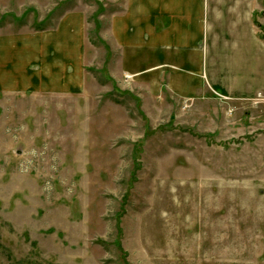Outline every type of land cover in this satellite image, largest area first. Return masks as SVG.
<instances>
[{
  "label": "rangeland",
  "instance_id": "1",
  "mask_svg": "<svg viewBox=\"0 0 264 264\" xmlns=\"http://www.w3.org/2000/svg\"><path fill=\"white\" fill-rule=\"evenodd\" d=\"M124 2L0 0V34L85 24L81 91L0 92V264H264V86H136L109 36Z\"/></svg>",
  "mask_w": 264,
  "mask_h": 264
},
{
  "label": "crops",
  "instance_id": "2",
  "mask_svg": "<svg viewBox=\"0 0 264 264\" xmlns=\"http://www.w3.org/2000/svg\"><path fill=\"white\" fill-rule=\"evenodd\" d=\"M122 10L108 22L119 74L148 93L243 99L264 86L262 0H125ZM84 25L72 11L51 31L0 34V92L81 91Z\"/></svg>",
  "mask_w": 264,
  "mask_h": 264
},
{
  "label": "trees",
  "instance_id": "3",
  "mask_svg": "<svg viewBox=\"0 0 264 264\" xmlns=\"http://www.w3.org/2000/svg\"><path fill=\"white\" fill-rule=\"evenodd\" d=\"M136 168L138 167V165H134Z\"/></svg>",
  "mask_w": 264,
  "mask_h": 264
}]
</instances>
